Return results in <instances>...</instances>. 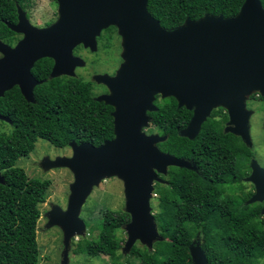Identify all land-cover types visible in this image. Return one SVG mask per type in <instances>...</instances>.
<instances>
[{"label": "water", "instance_id": "obj_1", "mask_svg": "<svg viewBox=\"0 0 264 264\" xmlns=\"http://www.w3.org/2000/svg\"><path fill=\"white\" fill-rule=\"evenodd\" d=\"M57 19L46 27L32 26L16 4V22L5 25L22 38L13 47L0 40V96L17 86L22 97L33 102L32 88L41 81L30 73L42 57L52 60L48 78L57 77L79 64L72 56L74 45L91 49L95 37L108 26L121 36L123 62L114 78L105 79L110 93L95 98L112 107V138L97 146L68 142L70 156L44 159L45 169L67 167L73 181L64 210L47 213V225L58 226L64 247L83 229L80 206L93 186L105 177L121 179L125 212L129 220L126 248L135 238L146 245L155 238L148 199L151 182L160 181L168 166L194 170L189 160L160 151L156 143L165 135H145L149 116L156 109L154 95L173 97L177 107L191 111L178 135L192 139L211 108H224L232 125L224 131L238 135L248 146L246 95L264 96V9L259 0H243L234 16L204 14L164 29L146 10V0H54ZM0 120L9 122L0 115ZM251 180L256 188L249 201L264 198V169L251 162ZM0 182L2 178L0 176ZM264 221V207L262 208ZM160 239V236L159 238ZM191 264H207L204 251L193 239L188 245ZM65 264V262H62Z\"/></svg>", "mask_w": 264, "mask_h": 264}, {"label": "trees", "instance_id": "obj_2", "mask_svg": "<svg viewBox=\"0 0 264 264\" xmlns=\"http://www.w3.org/2000/svg\"><path fill=\"white\" fill-rule=\"evenodd\" d=\"M264 9V0H259ZM243 0H146L147 12L164 29L185 19L196 20L204 14L234 16ZM16 4L24 9L25 0H0V40L9 44L14 32L4 22L16 21ZM112 26L104 32H113ZM52 60L37 59L31 75L41 81L32 88L33 102L26 101L17 86L0 96V115L7 117L8 132L0 131V264H37L35 223L37 205L45 198L48 179L27 178L15 160L25 157L37 139L54 147L68 142H89L94 146L112 138V107L97 101L90 93L89 81L63 76L48 78ZM261 100L264 131V96ZM150 123L163 141L162 152L189 160L194 170L168 166L159 175L165 184L155 183L158 207L169 218L154 214L162 239L152 250L131 246L123 264H191L188 245L200 241L207 264H259L264 258V221L255 214L258 207L241 204L245 197L224 194L238 182L251 150L238 135L223 131L227 119L222 108L212 110L201 123L194 138L178 135L191 111L177 107L173 97H154ZM244 164V165H243ZM254 209V212L252 210ZM122 210L103 209L95 237L83 240L80 251L87 255H107L117 260L119 241L111 233L129 219ZM117 263L119 261L117 260Z\"/></svg>", "mask_w": 264, "mask_h": 264}, {"label": "rangeland", "instance_id": "obj_3", "mask_svg": "<svg viewBox=\"0 0 264 264\" xmlns=\"http://www.w3.org/2000/svg\"><path fill=\"white\" fill-rule=\"evenodd\" d=\"M24 16L27 21L34 27H46L54 23L57 19V4L54 0H25ZM109 27V26H108ZM113 32H104L106 29L100 30L95 37V47L91 49L82 43L74 45L71 49L73 57L79 60V64L71 66L66 72L59 73L58 76L65 78H79L89 81L91 85L90 93L94 98L108 95L110 93L109 86L105 79L114 78L116 72L123 62L121 57L122 46L121 36L118 34L116 27L112 26ZM22 38L21 33H14L12 41L8 44L13 47L18 40ZM3 42V41H2ZM5 43V42H3ZM7 44V43H6ZM2 53L0 52V57ZM251 92L244 98L243 108L249 111L247 120L248 145L254 149L252 161L258 166H264V135L262 129V107L261 102L256 100ZM221 106L211 108L215 110ZM210 111V112H211ZM232 125L223 124L228 129ZM10 125L7 121L0 120V131L8 132ZM141 132L145 135H160L156 128L147 123L141 128ZM70 147H54L46 140L37 139L34 142L33 149L25 157H19L15 160V166L21 167L27 178H37L40 180L48 179L49 185L45 191V198L42 203L37 205L39 216L35 223V241L38 249L37 264H120L129 257V250L126 248L128 239V226L122 225L114 230L111 235L119 241L117 249L118 259L111 260L107 255L99 254L97 256L87 255L80 251V245L83 240L91 239L98 233V221L101 218L103 209L122 210L125 211V196L121 179L112 175L105 177L93 186L89 194L86 196L80 206L78 216L83 221V229L80 233H75L68 240L67 247H64L63 234L61 229L56 226L47 225V213L56 206L64 210L69 195V186L73 181L72 173L67 167H54L45 169L41 166L44 159H54L58 156H70ZM261 167V166H260ZM162 175V174H160ZM159 176V175H158ZM160 181L153 180L151 182V191L148 199L149 213L152 216L155 238L149 245L144 240L135 238L132 246L138 248L146 247L152 250L153 243L162 239L160 231L157 228L154 214H160L164 219L169 218L168 211L158 207V193H156L155 183L164 184V179L160 177ZM248 179V178H247ZM251 181V180H250ZM252 182V181H251ZM253 183V182H252ZM256 192V191H255ZM224 194H232V190H225ZM255 194V193H254ZM160 236V239H158ZM195 241H200L193 238ZM192 239V240H193ZM137 264V262H133ZM259 264H264V258L259 259Z\"/></svg>", "mask_w": 264, "mask_h": 264}, {"label": "flooded vegetation", "instance_id": "obj_4", "mask_svg": "<svg viewBox=\"0 0 264 264\" xmlns=\"http://www.w3.org/2000/svg\"><path fill=\"white\" fill-rule=\"evenodd\" d=\"M16 22V21H15ZM14 22V23H15ZM5 24V22H4ZM8 28V27H7ZM158 95V94H156ZM155 97V95H154ZM158 97H160L158 95ZM254 97V96H253ZM162 98V97H160ZM256 100L260 101V99L254 97ZM153 101H154V98H153ZM152 101V103L154 104V102ZM262 107V106H261ZM225 111V110H224ZM148 111H146V114H147ZM227 117V115H226ZM227 120V119H226ZM226 120L223 122V124L226 122ZM148 123L150 124V119L148 120ZM224 131V130H223ZM224 132H228V131H224ZM263 135H264V131H263ZM243 142V141H242ZM244 143V142H243ZM245 144V143H244ZM246 145V144H245ZM247 146V145H246ZM252 154L248 157V161L246 163L247 167H248V170H244L241 175L239 176V179H238V182L233 184L232 186H229L226 188V190H229L231 189L232 190V194L238 196V197H245L244 199H242L243 201L241 202V204H246V205H249V207L251 206H254V209L256 207H258V211L255 213L257 214V216L261 217L262 220H263V214H262V208L264 207V198L261 199V200H254V201H249V199L254 195L255 191H256V188H255V185L254 183H252L250 180H248V176L250 175L251 173V162H252V159H253V154H255L254 152V149L251 148V146H247ZM244 165V164H243ZM263 169H264V166L260 165ZM165 175V174H164ZM163 175V176H164ZM160 177V176H159ZM162 178V177H161ZM164 179V178H162ZM166 183V181L164 180V184ZM254 209L252 210V212H254ZM128 219H129V216H128Z\"/></svg>", "mask_w": 264, "mask_h": 264}, {"label": "clouds", "instance_id": "obj_5", "mask_svg": "<svg viewBox=\"0 0 264 264\" xmlns=\"http://www.w3.org/2000/svg\"><path fill=\"white\" fill-rule=\"evenodd\" d=\"M256 94V93H255ZM256 95H258V94H256Z\"/></svg>", "mask_w": 264, "mask_h": 264}]
</instances>
